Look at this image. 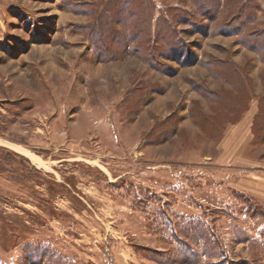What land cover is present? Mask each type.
<instances>
[{
    "label": "rangeland",
    "instance_id": "374dc122",
    "mask_svg": "<svg viewBox=\"0 0 264 264\" xmlns=\"http://www.w3.org/2000/svg\"><path fill=\"white\" fill-rule=\"evenodd\" d=\"M253 100L264 162V0H0V264H264L214 162Z\"/></svg>",
    "mask_w": 264,
    "mask_h": 264
},
{
    "label": "crops",
    "instance_id": "0c3cea01",
    "mask_svg": "<svg viewBox=\"0 0 264 264\" xmlns=\"http://www.w3.org/2000/svg\"><path fill=\"white\" fill-rule=\"evenodd\" d=\"M257 111L253 100L241 119L226 127L217 143L218 154L214 159L218 170V205L228 207L229 212H238L245 218L247 206L237 201L235 192L249 197L264 208V162L251 158L244 152L252 140L251 127ZM224 190H230V196L221 194ZM237 206L240 208L236 209ZM253 220L260 221L256 217Z\"/></svg>",
    "mask_w": 264,
    "mask_h": 264
}]
</instances>
